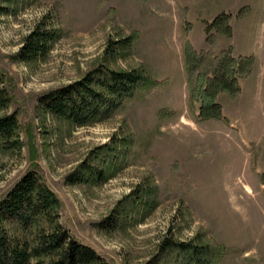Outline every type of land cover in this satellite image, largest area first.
<instances>
[{
    "label": "rangeland",
    "instance_id": "obj_1",
    "mask_svg": "<svg viewBox=\"0 0 264 264\" xmlns=\"http://www.w3.org/2000/svg\"><path fill=\"white\" fill-rule=\"evenodd\" d=\"M109 70L149 81L87 125L39 104ZM201 75L217 118L193 97ZM0 78L19 139L0 148V201L35 171L70 237L108 264H264V0H0Z\"/></svg>",
    "mask_w": 264,
    "mask_h": 264
},
{
    "label": "trees",
    "instance_id": "obj_2",
    "mask_svg": "<svg viewBox=\"0 0 264 264\" xmlns=\"http://www.w3.org/2000/svg\"><path fill=\"white\" fill-rule=\"evenodd\" d=\"M217 16L210 26L217 24ZM42 37L36 31L27 39L25 49L28 55L40 49ZM195 54L185 50L187 67L193 65ZM229 76V77H228ZM204 76L199 77L193 97L201 101L200 114L203 118H217L220 107L215 103V90L204 87ZM216 88L233 93L235 80L223 74ZM148 78L136 71H113L95 78L88 73L83 79L56 88L39 98V104L50 113L78 125L101 120L108 116L126 98L134 94ZM1 82V78H0ZM95 87H99L95 88ZM6 90L0 86V107L9 102ZM18 121L15 113L0 116V148L19 147ZM60 201L35 171H29L13 185L0 201V223L12 221L23 229H34L31 242L11 239L0 226V264H108L91 247L72 239L59 221ZM185 251H192L186 244L177 245ZM197 253V252H196ZM201 255L204 250L201 249Z\"/></svg>",
    "mask_w": 264,
    "mask_h": 264
}]
</instances>
